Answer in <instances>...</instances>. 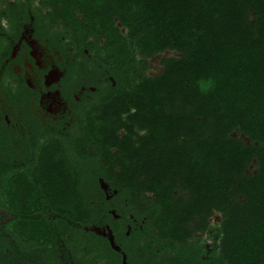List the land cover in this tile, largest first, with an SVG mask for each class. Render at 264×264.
I'll return each instance as SVG.
<instances>
[{"label": "trees", "instance_id": "obj_1", "mask_svg": "<svg viewBox=\"0 0 264 264\" xmlns=\"http://www.w3.org/2000/svg\"><path fill=\"white\" fill-rule=\"evenodd\" d=\"M40 2L85 37L103 38L105 59L130 76L86 120L90 137L114 148L105 161L135 189V214L145 216L147 192L162 231L216 211L229 264H264V0ZM165 50L181 57L146 76L148 59ZM208 72L217 87L202 96L194 78ZM235 130L251 143L232 138ZM254 160L257 172L245 175Z\"/></svg>", "mask_w": 264, "mask_h": 264}, {"label": "flooded vegetation", "instance_id": "obj_2", "mask_svg": "<svg viewBox=\"0 0 264 264\" xmlns=\"http://www.w3.org/2000/svg\"><path fill=\"white\" fill-rule=\"evenodd\" d=\"M53 14L40 0H0V264H229L218 212L162 231L147 192L148 212L135 214V189L86 120L130 76L105 59L103 38Z\"/></svg>", "mask_w": 264, "mask_h": 264}, {"label": "rangeland", "instance_id": "obj_3", "mask_svg": "<svg viewBox=\"0 0 264 264\" xmlns=\"http://www.w3.org/2000/svg\"><path fill=\"white\" fill-rule=\"evenodd\" d=\"M252 19H254V16H252ZM121 32L125 33V30L121 28ZM181 57V54L176 51L171 50H165L161 54H157L153 56L152 58L148 59L147 61V69L145 70L144 74L146 76L155 78L158 74L162 72V65L160 64L161 59H178ZM230 136L238 141L244 142L246 145H249L251 142L248 138H246L242 133L235 130L233 131ZM258 164L254 160L246 169L245 175L252 176L257 172ZM176 196H180L181 192L177 191L175 192ZM18 197H21V195L13 194L11 195V199L17 202L19 199Z\"/></svg>", "mask_w": 264, "mask_h": 264}, {"label": "clouds", "instance_id": "obj_4", "mask_svg": "<svg viewBox=\"0 0 264 264\" xmlns=\"http://www.w3.org/2000/svg\"><path fill=\"white\" fill-rule=\"evenodd\" d=\"M194 84L202 96H208L215 91L217 87V78L215 73L208 72L194 78Z\"/></svg>", "mask_w": 264, "mask_h": 264}, {"label": "water", "instance_id": "obj_5", "mask_svg": "<svg viewBox=\"0 0 264 264\" xmlns=\"http://www.w3.org/2000/svg\"><path fill=\"white\" fill-rule=\"evenodd\" d=\"M107 234H104V236H106ZM109 242H110V246H111V248L113 249V250H119V248L117 247V246H115V244H114V241H113V237H112V235H110L109 236Z\"/></svg>", "mask_w": 264, "mask_h": 264}]
</instances>
